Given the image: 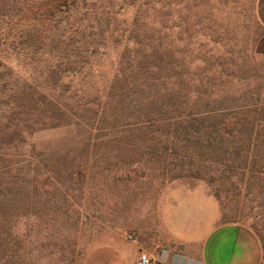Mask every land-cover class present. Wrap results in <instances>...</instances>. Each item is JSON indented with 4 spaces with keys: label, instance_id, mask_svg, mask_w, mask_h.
<instances>
[{
    "label": "rangeland",
    "instance_id": "1",
    "mask_svg": "<svg viewBox=\"0 0 264 264\" xmlns=\"http://www.w3.org/2000/svg\"><path fill=\"white\" fill-rule=\"evenodd\" d=\"M256 2L159 0V24H142L159 28V109L137 106L131 118L111 116L107 97L121 79L114 46L96 57L89 81L64 79L67 92L54 94L81 121L7 148L0 264H138L141 251L159 264L163 204L189 185L205 187L221 223L250 230L264 252ZM134 16L129 8L117 19L129 25ZM7 61L28 77L22 63ZM176 251L182 256V245Z\"/></svg>",
    "mask_w": 264,
    "mask_h": 264
},
{
    "label": "trees",
    "instance_id": "2",
    "mask_svg": "<svg viewBox=\"0 0 264 264\" xmlns=\"http://www.w3.org/2000/svg\"><path fill=\"white\" fill-rule=\"evenodd\" d=\"M129 8L135 16L126 25L117 18ZM157 19L159 0H0V177L9 169L7 148L81 121L54 93L67 92L61 85L69 75L89 81L96 57L112 46L121 79L107 97L111 116L131 118L137 106L159 109V28L142 25ZM12 58L28 77L7 65Z\"/></svg>",
    "mask_w": 264,
    "mask_h": 264
},
{
    "label": "crops",
    "instance_id": "3",
    "mask_svg": "<svg viewBox=\"0 0 264 264\" xmlns=\"http://www.w3.org/2000/svg\"><path fill=\"white\" fill-rule=\"evenodd\" d=\"M254 7L263 30L254 55L264 73V0H257ZM162 227L159 264H264L256 236L239 225L222 224L218 204L205 187L172 191L162 207ZM177 245H182V256L173 249Z\"/></svg>",
    "mask_w": 264,
    "mask_h": 264
},
{
    "label": "built area",
    "instance_id": "4",
    "mask_svg": "<svg viewBox=\"0 0 264 264\" xmlns=\"http://www.w3.org/2000/svg\"><path fill=\"white\" fill-rule=\"evenodd\" d=\"M127 239L133 244H138V239L134 234L127 235ZM138 264H157V263L148 253L141 251L138 259Z\"/></svg>",
    "mask_w": 264,
    "mask_h": 264
}]
</instances>
